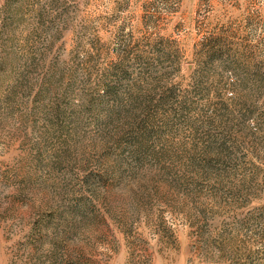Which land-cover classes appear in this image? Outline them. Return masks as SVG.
<instances>
[{"label": "rangeland", "instance_id": "obj_1", "mask_svg": "<svg viewBox=\"0 0 264 264\" xmlns=\"http://www.w3.org/2000/svg\"><path fill=\"white\" fill-rule=\"evenodd\" d=\"M0 264H264V0H0Z\"/></svg>", "mask_w": 264, "mask_h": 264}]
</instances>
